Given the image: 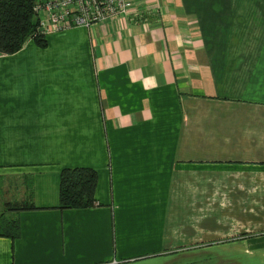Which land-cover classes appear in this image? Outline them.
I'll use <instances>...</instances> for the list:
<instances>
[{
  "label": "crops",
  "instance_id": "1",
  "mask_svg": "<svg viewBox=\"0 0 264 264\" xmlns=\"http://www.w3.org/2000/svg\"><path fill=\"white\" fill-rule=\"evenodd\" d=\"M133 2L0 56V264H264V0Z\"/></svg>",
  "mask_w": 264,
  "mask_h": 264
},
{
  "label": "trees",
  "instance_id": "2",
  "mask_svg": "<svg viewBox=\"0 0 264 264\" xmlns=\"http://www.w3.org/2000/svg\"><path fill=\"white\" fill-rule=\"evenodd\" d=\"M41 0H0V56L19 52L27 41L34 40L47 48L46 37L38 32L35 7ZM98 172L91 168L65 169L60 175V205L62 210L88 209L96 206ZM0 210V237L15 240L21 235L18 213L36 209L34 204H5Z\"/></svg>",
  "mask_w": 264,
  "mask_h": 264
},
{
  "label": "built area",
  "instance_id": "3",
  "mask_svg": "<svg viewBox=\"0 0 264 264\" xmlns=\"http://www.w3.org/2000/svg\"><path fill=\"white\" fill-rule=\"evenodd\" d=\"M133 0H47L35 7L38 32L44 37L72 28H91L113 17H126Z\"/></svg>",
  "mask_w": 264,
  "mask_h": 264
},
{
  "label": "rangeland",
  "instance_id": "4",
  "mask_svg": "<svg viewBox=\"0 0 264 264\" xmlns=\"http://www.w3.org/2000/svg\"><path fill=\"white\" fill-rule=\"evenodd\" d=\"M4 205H5V204L0 200V210H3V208L5 207ZM12 205L15 206V205H17V204L14 203V204H12Z\"/></svg>",
  "mask_w": 264,
  "mask_h": 264
}]
</instances>
